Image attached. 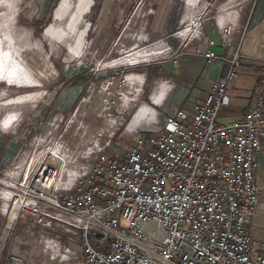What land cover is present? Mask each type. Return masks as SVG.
<instances>
[{
	"label": "built area",
	"instance_id": "built-area-1",
	"mask_svg": "<svg viewBox=\"0 0 264 264\" xmlns=\"http://www.w3.org/2000/svg\"><path fill=\"white\" fill-rule=\"evenodd\" d=\"M138 2L137 16L126 25L133 45L112 47L108 54L143 51L147 57L121 63L114 57L106 64L110 69L122 63L176 60L180 47L199 36L209 5H195L192 18L184 14L174 33L181 36L176 46L168 38L151 37L152 16L148 15L155 6L150 0ZM217 27L230 55L212 49L196 51L208 63L227 60L229 69L193 113L177 108L160 123L159 107L141 103L128 121L146 80L122 69L117 80L120 89L111 92L117 75L103 84L100 126L84 120L87 112L81 103L89 100L83 97L68 121L78 135L74 147L62 135L55 140L60 124L56 118L52 128H44V137L30 144L26 164L4 165L12 170L0 172V213L6 234L2 247L9 230L29 217L45 232L43 253L59 263L264 264V254L249 230L261 208L257 178L264 153V64L257 93L242 118L220 123L222 108L231 103L230 84L239 77V44L234 45L231 36L240 29L232 16H217ZM143 106L146 116L128 130ZM17 121L15 117L8 128L0 120L1 131L15 135L26 124L25 119ZM151 123H157L153 131L144 127ZM40 124L37 121L35 131ZM122 128L131 135L142 130L145 134L125 153H107ZM54 228L79 237L80 250L60 233L53 234ZM17 261L24 264L21 258Z\"/></svg>",
	"mask_w": 264,
	"mask_h": 264
},
{
	"label": "rangeland",
	"instance_id": "rangeland-1",
	"mask_svg": "<svg viewBox=\"0 0 264 264\" xmlns=\"http://www.w3.org/2000/svg\"><path fill=\"white\" fill-rule=\"evenodd\" d=\"M90 1L0 0V120L6 121L7 126H11L8 128L13 127L12 121L15 117L19 119L17 122L25 119L27 124H23L15 135L10 131L2 132L0 129V136L4 139L0 147V172L12 170L9 166L6 169L3 168L8 163L12 166L26 164L31 154V147H33L30 144L34 143L35 138L44 137L42 136L45 134L42 133L44 128L47 126L52 128L51 125L56 123V118L60 124H58V131L54 134L55 140L62 135L61 138L74 147L78 142V135L74 133L75 125H69L68 121L83 97L89 100L81 103L82 111L87 112V118L84 120L91 126H100L103 122L100 120L104 99L103 84L112 75H117L116 84L111 87V92L120 89L121 86L117 80L120 78L122 69L124 74H141L146 80L137 98L138 101L131 106L127 115L128 121L141 103L155 104L159 107L161 113L158 121H163L168 114L176 111L175 105L168 107V104L164 102L161 106L150 98L152 90L156 87V85L154 87V82L159 74L162 78L164 77L159 81L166 82L165 79H168L166 76L170 72L180 88L189 87L192 96L188 102H192L193 96L196 100L190 106H184L183 109L190 112L201 103L200 97L209 93L213 83L229 69L227 60L218 59L214 63H208L197 53L194 55L182 53L181 50L176 58L177 63L169 60L155 63L144 62L139 65L126 63L127 66H123L122 63L117 68L110 69L106 67V64L110 63L111 58L115 57L116 63L131 61V59L124 58L126 57L124 52L112 55L108 53L112 47L119 49L122 42L126 43L127 47L133 45L134 39L127 38L123 41V34H126L128 29L127 21L137 16L135 10L140 3L139 0H124L121 6L126 4L127 10L120 12V15H113L120 16L118 17L120 18L119 27L113 25L112 28L115 30L107 32L104 24H100L104 18L102 14L107 0L103 1L99 16H96V13L101 7L102 0H95L90 13L82 15L86 8L90 7ZM56 16L63 18L59 20ZM82 16H86L85 19L91 21L86 40L80 35L84 29L89 28L90 24L85 20L80 22ZM250 19H253L252 16ZM254 19L243 32L238 45L240 65L237 71L239 77L231 82L229 88V94L237 100L239 106L231 109L222 108L219 114L220 123L242 118L241 113L244 106H248L253 100L262 78V69L258 64L261 62L260 59L264 58V21L254 23ZM75 47H81L80 54H71L70 48L75 50ZM189 52L193 53V50ZM219 54L229 56L226 52ZM141 59L144 58L140 57L137 60ZM187 60H193L191 63H197L200 67L192 70ZM166 64L168 65L165 67ZM190 77L191 82L196 85L188 86L189 83L184 78L189 79ZM167 82L174 85L173 82ZM148 97L152 102L139 100L148 101ZM37 121H41L38 125L41 127L35 131ZM148 126H151L149 130L153 131L157 123H151ZM143 131L145 130L131 135L123 132L122 128L114 136L112 147L106 152L109 154L125 153L145 134ZM7 139L9 143L18 139L16 142L20 146L15 147V151L10 153L7 150L10 147L5 146ZM107 139V136L103 137L104 141ZM44 233L32 221L30 222L29 217L18 221L6 238L7 248L5 247L3 251L0 264H14L17 258L27 256L24 249H15V245L19 246L20 242L26 238L33 240L39 246ZM52 233H60L64 241L73 243V246L80 250L79 237L64 232L60 228H54ZM258 234L259 231H255L253 240L256 247L264 252V238L257 236ZM2 239L3 236L0 237V245H2ZM37 249L35 248L34 251L36 252ZM76 263L80 264V262Z\"/></svg>",
	"mask_w": 264,
	"mask_h": 264
},
{
	"label": "crops",
	"instance_id": "crops-1",
	"mask_svg": "<svg viewBox=\"0 0 264 264\" xmlns=\"http://www.w3.org/2000/svg\"><path fill=\"white\" fill-rule=\"evenodd\" d=\"M103 1L104 0H102L101 7H99L100 9L96 13V16H99L100 12L102 11ZM123 1L124 0H107L105 8H104V12L102 14L104 18L102 20V23H100V24H104L105 31L108 32L109 30L114 29L112 28L113 25H115L116 27H119L118 23L120 22V18L118 17L120 16H113V15L114 14L120 15V12L122 11L125 12V10H127L126 4L121 6V3ZM150 1L155 6V12L151 15L152 17L149 20L148 31L151 37L153 39L159 38V37L168 38L170 42H172L176 46L179 45V40L181 39L180 38L181 36H176L174 33L183 23L182 19H183L184 14L187 13L186 17L192 18L193 16H189V15L193 11V9H195V5L209 4L208 9L206 11V16L202 20V25L199 28V36L196 37L194 40H191L184 46H181V47L179 46L182 53H191L193 55L194 53H197L196 51L197 48L202 51L212 49V50H215L218 54L226 52L228 53V55H230L229 49L226 47V44L224 42L223 35L221 34V32L219 31L217 27V16H232L233 22L237 23L238 28L240 30L234 31L233 35L231 36V39L234 45L240 44V41L243 35L242 31L245 29V27L247 28V26L251 24L254 18H255L254 23L264 21V0H193L192 2H189L187 0H150ZM94 2L95 0H91L89 2L90 7L86 8V10L84 11L82 15H86L87 13L88 14L90 13L94 5ZM79 10H80V7H79ZM250 16H252L253 19H250ZM61 17L62 16H56V19L61 20L63 18ZM85 18L86 16H82V18L80 19V22L81 20L82 21L85 20V22L90 24V26L89 28H86L82 31L83 33L80 35V37L82 36V38L86 40L88 31L91 27V21L86 20ZM127 38H129L128 34L123 35V41ZM81 47L79 48L75 47V50L70 48L71 54L72 53L80 54ZM121 47L126 48L127 45L124 44V42H122L121 45L119 46V49ZM192 50H193V53L189 52ZM137 57H141V56H137ZM260 60L261 62L258 64V66L262 69V73H263V66L261 64H264V58ZM171 61L177 63L178 60L176 59V60H171ZM192 61L187 60L191 69L192 70L198 69L200 66H198L197 63L192 64L191 63ZM167 65L168 64H166L165 67ZM168 74H169L168 76L165 75L166 77H168V79H165V80L169 82H173L174 86H167L162 83L160 84L161 81L159 80L161 79L163 80L164 77L162 78L161 75L159 74V76L156 78L154 82V87L155 85L156 87L155 89L152 90L150 98H152L156 103H159V104L162 103L161 106L164 104V102H166L168 104V107H170L171 105H175L176 108H183L186 105L190 106V104H193L196 100L195 99L196 97L193 96L191 98L192 102H188V100H190V97L192 96L189 87L180 88L179 84L175 82V77L170 72H168ZM184 79L189 83L188 86L196 85L193 82H191L192 81L191 77L189 79H186V78ZM177 88L178 89L180 88V89L178 90ZM205 95L206 94L200 97L201 102L203 101V98ZM150 98L149 97L147 98L148 101L141 100V99L139 100L141 102H152ZM145 105L147 107V104ZM236 106H239V104L237 103V100L234 97H231L230 105L225 106L223 108L231 109ZM146 107L143 106L142 110L144 111L141 110L135 115V117L132 120V125L136 126L139 119L146 116V112H147ZM247 107H248L247 105L244 106L241 116H243ZM194 111H195V108L191 110L189 113H193ZM159 121L160 123H163V121L161 120ZM148 125L149 124H146L144 127L151 128V126H148ZM2 143H4V139L0 136V147L1 145H3ZM5 146L10 147L7 150L11 153L15 151V147L20 146V144H18L15 140H12V142L9 143V140H8ZM257 180L260 186L261 208L258 211V213L255 215V217L253 218L252 222L250 223L249 230L252 236L255 235V231H259V234L257 236L259 237L261 236L262 238H264V153L260 161V167L258 170ZM29 220L30 222L32 221L31 219ZM4 228H5L4 218L2 214L0 213V237L3 236L2 244H3L4 237L6 236V234L4 233ZM13 228L14 227H12L10 230H12ZM10 230H9V233H10ZM23 240L22 242H20L19 246L17 244L15 245V249L20 250L21 248L25 250V254L27 256L25 255L24 256L26 258L20 257L23 260L24 264H77L76 262H80L81 264L80 260H76L70 263H59L57 261L51 260L48 255L43 253L41 241H40V245L38 246L34 243L33 240L30 241L29 239H26V238H24ZM6 243H7V240L5 242V246L2 247V245H0V259L6 247ZM35 248H38L36 252L34 251ZM262 253L264 254V252ZM14 264H19V262L16 260Z\"/></svg>",
	"mask_w": 264,
	"mask_h": 264
},
{
	"label": "bare ground",
	"instance_id": "bare-ground-1",
	"mask_svg": "<svg viewBox=\"0 0 264 264\" xmlns=\"http://www.w3.org/2000/svg\"><path fill=\"white\" fill-rule=\"evenodd\" d=\"M186 17V16H185ZM194 17V16H193ZM187 18V17H186ZM137 56H141V57H143L144 59H146V57H147V54L146 53H144L143 51H138L137 53H134V52H131V53H129L126 57H127V59H132V60H137L138 58H140V57H137ZM165 84V85H167V86H174V85H172V84H168L167 82H165V81H161L160 82V84ZM135 126L134 125H132V122L130 123V125H129V128H128V130H131V129H133Z\"/></svg>",
	"mask_w": 264,
	"mask_h": 264
}]
</instances>
